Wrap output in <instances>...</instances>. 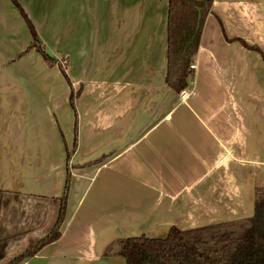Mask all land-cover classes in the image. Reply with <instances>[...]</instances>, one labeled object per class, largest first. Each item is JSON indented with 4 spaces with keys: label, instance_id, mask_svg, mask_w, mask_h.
<instances>
[{
    "label": "crops",
    "instance_id": "crops-1",
    "mask_svg": "<svg viewBox=\"0 0 264 264\" xmlns=\"http://www.w3.org/2000/svg\"><path fill=\"white\" fill-rule=\"evenodd\" d=\"M16 1L56 63L0 0V191L65 199L61 238L21 264H125L121 239L253 215L264 0H196L211 7L186 99L167 81L168 0Z\"/></svg>",
    "mask_w": 264,
    "mask_h": 264
},
{
    "label": "trees",
    "instance_id": "trees-1",
    "mask_svg": "<svg viewBox=\"0 0 264 264\" xmlns=\"http://www.w3.org/2000/svg\"><path fill=\"white\" fill-rule=\"evenodd\" d=\"M13 1L34 38L30 49L36 46L46 61L54 65L56 60L45 51L28 15L16 0ZM168 2L167 81L169 87L182 92L188 87L189 65L198 51L211 1ZM197 8L201 9L200 27L193 38L198 23ZM73 97L72 93L75 107ZM64 200L0 191V264H21L58 241L62 236ZM114 245L118 246L125 264H264V188L255 190L254 211L250 217L191 230L173 226L165 238L141 235L121 239Z\"/></svg>",
    "mask_w": 264,
    "mask_h": 264
},
{
    "label": "built area",
    "instance_id": "built-area-1",
    "mask_svg": "<svg viewBox=\"0 0 264 264\" xmlns=\"http://www.w3.org/2000/svg\"><path fill=\"white\" fill-rule=\"evenodd\" d=\"M190 69H191V70L196 69V65H195V64H191V65H190ZM181 97H182V99H186V98L188 97V92H182V93H181Z\"/></svg>",
    "mask_w": 264,
    "mask_h": 264
},
{
    "label": "water",
    "instance_id": "water-1",
    "mask_svg": "<svg viewBox=\"0 0 264 264\" xmlns=\"http://www.w3.org/2000/svg\"><path fill=\"white\" fill-rule=\"evenodd\" d=\"M197 10H198V13H199L198 14V23H197V27H196V30H195L193 38L195 37V35H196V33H197V31H198V29L200 27L201 9L197 8Z\"/></svg>",
    "mask_w": 264,
    "mask_h": 264
},
{
    "label": "rangeland",
    "instance_id": "rangeland-1",
    "mask_svg": "<svg viewBox=\"0 0 264 264\" xmlns=\"http://www.w3.org/2000/svg\"><path fill=\"white\" fill-rule=\"evenodd\" d=\"M27 14V13H26ZM160 238V237H159ZM119 251V248H118V246H114V248H113V251Z\"/></svg>",
    "mask_w": 264,
    "mask_h": 264
}]
</instances>
